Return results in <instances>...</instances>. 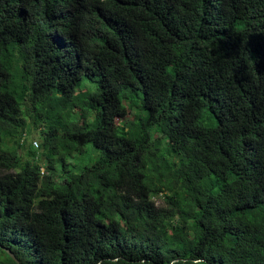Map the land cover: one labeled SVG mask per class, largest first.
Returning a JSON list of instances; mask_svg holds the SVG:
<instances>
[{
  "label": "trees",
  "instance_id": "trees-1",
  "mask_svg": "<svg viewBox=\"0 0 264 264\" xmlns=\"http://www.w3.org/2000/svg\"><path fill=\"white\" fill-rule=\"evenodd\" d=\"M0 264H264V0H0Z\"/></svg>",
  "mask_w": 264,
  "mask_h": 264
},
{
  "label": "rangeland",
  "instance_id": "rangeland-1",
  "mask_svg": "<svg viewBox=\"0 0 264 264\" xmlns=\"http://www.w3.org/2000/svg\"><path fill=\"white\" fill-rule=\"evenodd\" d=\"M133 117H134V113L130 114L128 116L127 120H130ZM121 122H122V120H120V119L117 120V123H121ZM25 138L28 141V145L31 144L32 141L39 143L40 142V130H35L32 128V130H30V132L26 133ZM88 149L90 150V149H92V147H88ZM90 153L83 156V157H79L77 159V161H75L73 163V165H70L69 170L74 172V173H79L84 167L92 164L95 161V158L91 157ZM22 157L25 159L29 158V155H28L26 150L22 151ZM43 171H45V170H43ZM56 173L61 175L62 174L61 168L58 167ZM155 201L157 202V205H159V206L164 204V201L161 197L156 198Z\"/></svg>",
  "mask_w": 264,
  "mask_h": 264
},
{
  "label": "water",
  "instance_id": "water-1",
  "mask_svg": "<svg viewBox=\"0 0 264 264\" xmlns=\"http://www.w3.org/2000/svg\"><path fill=\"white\" fill-rule=\"evenodd\" d=\"M7 252L9 253V255L17 262V263H20L17 258L10 252L7 250Z\"/></svg>",
  "mask_w": 264,
  "mask_h": 264
},
{
  "label": "built area",
  "instance_id": "built-area-1",
  "mask_svg": "<svg viewBox=\"0 0 264 264\" xmlns=\"http://www.w3.org/2000/svg\"><path fill=\"white\" fill-rule=\"evenodd\" d=\"M36 146L38 145L37 142L34 143Z\"/></svg>",
  "mask_w": 264,
  "mask_h": 264
}]
</instances>
